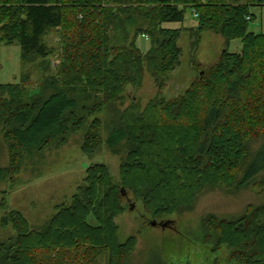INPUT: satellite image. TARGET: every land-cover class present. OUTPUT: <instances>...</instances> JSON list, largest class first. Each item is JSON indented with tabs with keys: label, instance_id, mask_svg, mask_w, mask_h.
I'll return each mask as SVG.
<instances>
[{
	"label": "trees",
	"instance_id": "1",
	"mask_svg": "<svg viewBox=\"0 0 264 264\" xmlns=\"http://www.w3.org/2000/svg\"><path fill=\"white\" fill-rule=\"evenodd\" d=\"M263 6L264 0H0V44H17L22 65L21 83L0 85L8 154L0 182L17 174L25 157L63 145L73 133L82 135L83 154L105 144L122 156L117 181L105 164L88 167L69 205L57 206L38 230L8 212L1 226L14 236L0 244V264H100L103 256L125 264L135 238L120 244L115 220L126 195L161 219L192 213L205 190L254 186L264 172L258 156L249 162L252 145L264 139V35L248 32V22L250 8ZM187 9L197 14L194 50L205 31L242 47L223 50L182 95L165 100L166 79L180 65L182 30L164 26L182 23ZM53 31L60 50L51 69L55 51L44 39ZM141 36L149 38L145 54L136 45ZM34 66L40 75L32 93ZM145 71L157 94L144 108L125 105L126 88H139ZM201 225L212 252L225 249L234 264H264V205L232 220L208 216Z\"/></svg>",
	"mask_w": 264,
	"mask_h": 264
},
{
	"label": "rangeland",
	"instance_id": "2",
	"mask_svg": "<svg viewBox=\"0 0 264 264\" xmlns=\"http://www.w3.org/2000/svg\"><path fill=\"white\" fill-rule=\"evenodd\" d=\"M232 1H237L241 5L247 2V0H227V3L233 4ZM250 14L253 17L248 22V32L264 35V6L251 7ZM196 25L192 11L187 9L182 23L164 26L174 30L187 26L182 29L178 40V47L181 49L180 65L167 77L165 88L161 93L165 100H172L182 95L202 70L217 62L223 50L229 53L241 51L240 40L226 44L220 35L211 31L201 33L197 49L194 50L191 45L194 39L190 30ZM132 34L133 31L130 36ZM58 35V32L53 31L44 39L55 51L48 60L51 69L58 63L60 50ZM142 37H146L147 41ZM136 45L142 53L146 52L150 46L149 38L139 37ZM20 56V47L17 44L10 46L0 44V85L21 83ZM37 70V66L32 67L28 78L27 88L32 93L37 90L39 82L40 73ZM157 91L153 78L145 71L139 88L131 86L126 88L124 104L138 101L144 108ZM101 118L107 122L111 119L110 112L105 111ZM101 136L103 140L106 139L107 132L104 128ZM81 142L80 133L70 134L63 145H52L39 153L25 157L18 173L0 182V244L6 243L14 236L10 226H1L2 218L8 212H19L27 220L31 230H38L55 213L57 206L69 205L76 189L83 185L88 167L98 163L105 164L114 181L118 180L122 156L113 155L105 144L95 154H83ZM263 143L264 139L252 145L250 164L257 160L258 156L260 164L257 165H264ZM7 165L8 154L0 136V166ZM261 205H264V172L261 171L255 178L254 186L235 193L221 189L205 190L198 197L192 213L161 219H152L140 202L126 195L123 201L124 211L115 220L120 244L125 243L130 237L135 238L133 251L125 264H234L230 262L225 249L212 252L211 244L204 242L201 219L213 216L232 220L243 215L249 206ZM151 222H155L156 226L152 227ZM160 224H165V228ZM106 258L107 256L101 257L100 264H106Z\"/></svg>",
	"mask_w": 264,
	"mask_h": 264
},
{
	"label": "crops",
	"instance_id": "3",
	"mask_svg": "<svg viewBox=\"0 0 264 264\" xmlns=\"http://www.w3.org/2000/svg\"><path fill=\"white\" fill-rule=\"evenodd\" d=\"M232 3H233V4H240V3H238L237 1H232ZM185 27H187V26H185ZM185 27L182 26V27L179 28V29L182 30V29H184ZM142 38H143L145 41H147V40L145 39L146 37H142ZM223 43H224V42H223ZM149 48H150V46L148 47V49L146 50V52L149 50ZM146 52H143V54H145ZM105 262H106V264H108V259H107V258L105 259Z\"/></svg>",
	"mask_w": 264,
	"mask_h": 264
},
{
	"label": "water",
	"instance_id": "4",
	"mask_svg": "<svg viewBox=\"0 0 264 264\" xmlns=\"http://www.w3.org/2000/svg\"><path fill=\"white\" fill-rule=\"evenodd\" d=\"M151 226L152 227H155L156 226V223L155 222H151ZM160 226L162 227V228H165V224H160Z\"/></svg>",
	"mask_w": 264,
	"mask_h": 264
},
{
	"label": "built area",
	"instance_id": "5",
	"mask_svg": "<svg viewBox=\"0 0 264 264\" xmlns=\"http://www.w3.org/2000/svg\"><path fill=\"white\" fill-rule=\"evenodd\" d=\"M194 18H197V14L195 12L192 13ZM247 20H250L249 18H247Z\"/></svg>",
	"mask_w": 264,
	"mask_h": 264
}]
</instances>
